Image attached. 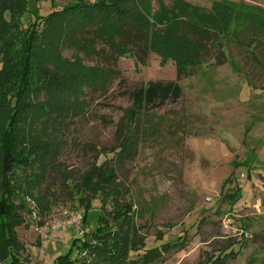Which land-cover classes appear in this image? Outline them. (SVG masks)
<instances>
[{"label": "rangeland", "instance_id": "374dc122", "mask_svg": "<svg viewBox=\"0 0 264 264\" xmlns=\"http://www.w3.org/2000/svg\"><path fill=\"white\" fill-rule=\"evenodd\" d=\"M133 1L139 9L145 1L158 37L167 26L163 19L178 17L177 2L207 11L219 3L213 18L220 22L221 35L202 41L204 50L177 81L182 94L175 103L145 107L135 120L129 112L137 89L148 82L176 81L171 57L164 58L158 49L143 53L133 44L119 56L105 41L93 39L89 27L84 38L93 49L61 46L66 61L78 57L83 66L100 67L109 76L103 87L84 88V114L71 115L53 131L59 147L55 168L39 189L50 201V212L20 213L24 223L16 228L30 258L27 264H57L74 238L95 228L99 201H92L87 213L64 190L65 184L80 183L94 162L114 172L127 189L123 199L133 205L135 222L144 225L145 247L130 252V259L139 260L158 247L160 258L153 264H208L230 251L235 257L228 264H264V0ZM27 2L24 28L36 17L72 4ZM217 12L229 16L216 18ZM191 14L197 19V13ZM181 32L198 41L188 28ZM121 133L137 141L123 163L107 152ZM102 150L107 153L96 155ZM229 195L237 199H227ZM67 211L85 214L87 225L53 230ZM184 236L183 248L167 245Z\"/></svg>", "mask_w": 264, "mask_h": 264}, {"label": "trees", "instance_id": "16d2710c", "mask_svg": "<svg viewBox=\"0 0 264 264\" xmlns=\"http://www.w3.org/2000/svg\"><path fill=\"white\" fill-rule=\"evenodd\" d=\"M28 3L0 0V264L29 262L16 228L24 223L20 213L50 212V201L39 189L55 168L59 147L52 139L53 131L71 115L84 114V88L103 87L109 76L100 67L83 66L78 57L66 61L60 54L61 46L93 49L91 41L84 38L89 27L93 28V39L105 41L119 56L133 44L143 53L158 49L164 58L171 57L176 64V81L148 82L137 89L129 112L135 120L145 107L167 101L175 103L182 94L177 81L204 50L202 41L221 35L217 31L220 22L213 18L221 7L219 3L212 4L207 11L177 2L178 17L163 19L167 26L161 37L152 30L155 22L148 21L145 1L141 10L133 0H78L47 16H39L40 19L36 17L24 28L22 20ZM192 12L197 13L199 21L190 18ZM215 16L224 19L229 15L217 12ZM184 27L198 35V41L188 40L181 32ZM81 40H85L83 44ZM116 140L117 145L107 152L115 153L116 160L123 163L133 154L137 141L123 133ZM104 152L107 153L102 150L96 155ZM64 190L84 206L85 212H89L94 200L99 201L100 208L95 228L74 238L71 250L58 257L57 264H153L160 258L159 248L155 247L139 260L130 259V252L145 247L146 237L140 234L144 225L135 222L133 205L123 199L127 189L117 182L112 170L94 162L80 183L65 184ZM235 193L237 198L241 196L240 189ZM234 196L227 199L234 201ZM31 204L34 208H30ZM86 222L83 214V228ZM161 238L158 234L157 240ZM184 244L185 236L167 245L183 248ZM234 257L233 252H224L207 263L228 264Z\"/></svg>", "mask_w": 264, "mask_h": 264}, {"label": "built area", "instance_id": "2783aa9c", "mask_svg": "<svg viewBox=\"0 0 264 264\" xmlns=\"http://www.w3.org/2000/svg\"><path fill=\"white\" fill-rule=\"evenodd\" d=\"M57 2H77L78 0H54ZM82 220H83V214L78 212V211H67L64 213V221L62 223V225L60 224H53L51 227L53 230H58L62 227H64L65 229L67 228H71V227H78L79 225L82 224Z\"/></svg>", "mask_w": 264, "mask_h": 264}]
</instances>
